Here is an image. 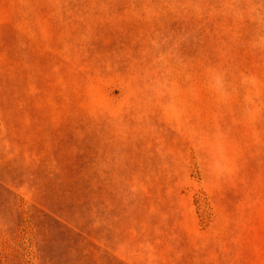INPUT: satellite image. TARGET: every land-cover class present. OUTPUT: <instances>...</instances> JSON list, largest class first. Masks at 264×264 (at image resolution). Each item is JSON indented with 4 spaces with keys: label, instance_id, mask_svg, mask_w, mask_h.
<instances>
[{
    "label": "rangeland",
    "instance_id": "rangeland-1",
    "mask_svg": "<svg viewBox=\"0 0 264 264\" xmlns=\"http://www.w3.org/2000/svg\"><path fill=\"white\" fill-rule=\"evenodd\" d=\"M0 264H264V0H0Z\"/></svg>",
    "mask_w": 264,
    "mask_h": 264
}]
</instances>
